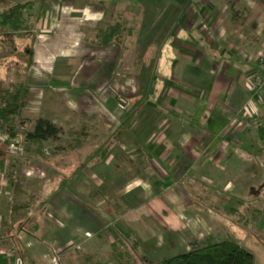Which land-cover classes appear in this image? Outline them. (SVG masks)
Wrapping results in <instances>:
<instances>
[{
    "label": "rangeland",
    "instance_id": "374dc122",
    "mask_svg": "<svg viewBox=\"0 0 264 264\" xmlns=\"http://www.w3.org/2000/svg\"><path fill=\"white\" fill-rule=\"evenodd\" d=\"M131 1L136 8L130 11L131 17L127 16L129 22L141 20L152 24L146 36L149 55L138 63L133 56L129 61L115 58L104 61L105 66L99 72L86 74L78 69L81 64L78 42L71 44L70 38L64 37L63 33L58 36L57 32L43 38L44 30L49 26L44 27L45 20L35 29L34 60L44 62L42 70L35 62L28 70L30 92L24 116L50 121L61 130L63 141H50L43 161L22 165L21 175L30 180L25 182L29 183V188L33 183L32 193L35 192L33 189L42 188L34 196L29 212L34 223H28L25 214H9L6 207L14 197L0 191V252L8 259V264H16L19 259L21 264H52L53 261L56 264H157L183 253L181 245L180 253L175 255L166 252L165 248L152 253V245L160 240L161 232L173 227L186 244L208 236L218 241L232 238L251 252L254 264H264L263 168L247 172L245 167L248 165L239 166L240 176L245 181L251 178L254 181L249 180L240 191L243 194L236 195L239 191L223 190L226 179L236 182V169L230 168L226 174L213 170L206 176L207 180L212 177V184L202 180L204 174L195 166L180 165L179 170L173 171L172 164L168 165L171 158L162 168L155 158L149 160L148 145L164 143L168 150L174 146L168 135L175 129V117L171 113L177 95L171 87L164 90V85L173 76L172 61H169L173 53L168 50L173 37V12L164 0L155 3H152L154 0H148L151 3ZM16 2L21 0H0V12ZM85 2L91 7L101 6L102 10L108 6L102 0ZM58 5L59 0H45L43 15L50 6L57 9ZM152 7H156V11L149 12ZM139 11L143 14L136 16L135 12ZM71 19L78 21L75 15ZM79 19L83 20L81 15ZM89 48L92 49L85 46V51ZM157 50H165L158 60ZM11 52L1 46L0 58ZM88 57L90 55L85 56L84 62L91 66ZM128 66L130 70L125 69ZM141 66L146 67L145 78L139 77ZM123 75L127 78H121ZM133 75L137 77L133 78ZM85 122L90 125V133L86 132L89 135L83 137L81 147L70 149L64 143L69 138L67 130ZM156 123H163L164 138L158 135ZM16 141L20 143L18 139ZM51 151L58 155L51 157ZM239 157L236 158L238 161L243 160ZM8 160L10 166L17 159L9 157ZM191 160L199 166L204 163L202 158L192 157ZM187 162L183 161L185 165ZM45 165L49 171H45ZM123 176L126 177L124 182L121 181ZM106 177H115L118 186L124 184L125 188L114 192L107 184L96 181ZM175 195L179 196L180 203ZM119 208L129 210L127 215L137 220L136 227H129L130 237L119 231ZM109 210L113 213L107 215ZM254 210H260L256 221L251 218ZM47 211L56 215L58 221L67 219L66 228L56 230L52 224L55 222H49L47 218ZM34 227L42 229L43 233L39 236L33 231ZM148 245L151 246L144 248ZM11 250L14 253L9 257Z\"/></svg>",
    "mask_w": 264,
    "mask_h": 264
},
{
    "label": "crops",
    "instance_id": "0c3cea01",
    "mask_svg": "<svg viewBox=\"0 0 264 264\" xmlns=\"http://www.w3.org/2000/svg\"><path fill=\"white\" fill-rule=\"evenodd\" d=\"M102 1L108 5L103 10L101 6L91 7L84 4L85 0H59L57 9L56 6H50L36 27L38 28L42 20H45L44 27L49 26L45 28L43 38L47 34L57 32L58 36L63 33L64 37L70 38L71 44L78 42L81 56L78 69L86 74L102 70L105 66L102 63L106 60L117 58L129 61L133 56L138 63L147 54L146 36L152 24L141 22V20L129 22L130 18L128 19L127 16L131 17L133 14L130 11L136 8L131 0ZM164 2H168L173 12L171 15L173 37L168 45V50L173 53L172 58L169 59L172 61L170 70L173 76L164 85V90L171 87L177 95L176 100L172 102L171 113L175 117V129L170 136L168 135L174 146L168 150L164 143L161 146L150 144L147 150L148 158L150 161L155 158L161 164V168L168 164L167 159L171 158L172 162L168 165L172 164L173 171L179 170L180 165L195 166L204 174L203 181L207 180L206 176L214 172L213 170L219 171L216 173L226 174L228 169H236L234 172L238 176L236 182H229L226 179L227 183L223 186V190L224 192L239 191L236 195H242L240 191L245 189L249 180L253 182L254 179L245 181L238 173L239 166L248 165L249 167H245L247 172L248 170L255 171L257 168L264 169V140L262 138L264 133L260 132L259 128L264 125V101L257 98L247 85L248 78L255 73V61L258 56L264 54V0H190L187 7L183 9L169 0H164ZM154 9L156 7H152L149 12ZM47 12L50 13L47 14ZM138 14L143 13L135 12L136 16ZM162 14L163 10L160 15ZM73 15L78 17V21L71 19ZM80 15L83 20L79 19ZM117 19L121 22V27L118 29L119 37L114 42L103 46L98 36ZM85 46L92 49L85 51ZM165 50L156 51L157 60L158 57H163ZM168 50L167 54H169ZM87 55H90L87 59L91 62V66L84 62ZM148 55L149 53L146 56ZM33 62H35L34 59ZM43 62L42 59H36L35 65L39 70H42ZM129 68V66L125 67L130 70ZM145 68L141 66L139 72L142 74L139 77H147L144 74ZM137 71L138 68L134 72ZM128 76L130 77V74ZM115 77L116 74L113 78ZM121 78L127 77L123 75ZM162 124L156 123L155 126L158 129V135L163 137L165 131L164 128L162 129ZM192 157L202 158L204 162L202 166L193 163ZM237 157L243 160L238 161ZM8 158L5 159L4 167L0 172V191H4L5 196L14 197V200L18 201H27L28 196L31 200L30 207L27 212L21 214L27 216L28 223H34L29 212L34 196L38 195V190L42 188L33 189L35 192L32 193L33 183L29 188V183L25 182H30V180L24 179L21 173L24 171L22 165L36 163L38 160L30 158L27 162L20 164V159L14 158L17 159L16 163L13 161V164L9 166ZM179 158L183 160L179 161ZM183 161H188L187 165ZM49 170L50 168L45 165V171ZM15 171H19L20 183L25 190L22 196L13 193L7 183V175ZM121 178V181H126L125 176ZM208 178L207 183L213 184L212 177ZM96 181L99 184H107L108 189H113L114 192L116 189L125 188L124 184L118 186V179L115 177L98 178ZM219 189L222 188L219 187ZM181 194L186 200L184 193L181 192ZM108 197L110 195L106 196ZM175 198L179 203L181 202L179 196L175 195ZM59 204L63 203L59 202ZM59 210L62 212L60 207ZM119 211L121 213L118 217L121 223L120 231L130 237L129 227H136L137 220L132 215H127L130 213L129 210L119 208ZM45 213L49 222L52 220L56 223H52L56 230L66 228L67 219L59 218L61 220L58 221V217L54 215V218L50 211ZM112 213L109 210L107 215ZM5 223L6 220L3 224ZM175 230L173 227H168L166 231H162L160 240L152 245V253H158L159 250L165 248L166 252L175 255L180 253V245L184 247L183 253L188 252L189 244L181 240L178 230L176 232ZM33 231L39 233V236L41 232L43 233L42 229L36 227ZM150 246H144V248Z\"/></svg>",
    "mask_w": 264,
    "mask_h": 264
},
{
    "label": "trees",
    "instance_id": "16d2710c",
    "mask_svg": "<svg viewBox=\"0 0 264 264\" xmlns=\"http://www.w3.org/2000/svg\"><path fill=\"white\" fill-rule=\"evenodd\" d=\"M181 9L187 7L190 0H169ZM45 8V0H21L11 4L0 12V47L6 46L10 54L0 58V135L7 137L5 143H0V172L5 159L9 156L20 159V164L27 159L44 160L46 146L50 141L61 142V130L50 121L38 118L35 120L24 116L27 107L30 86L27 81V73L34 59V44L36 41L35 29L42 18ZM121 22L114 21L98 37L103 46L114 42L118 35ZM8 86L4 87L3 84ZM260 132L264 133V126H260ZM89 123H82L79 127H71L67 130L69 136L64 143L70 149L79 148L83 137L89 135ZM89 133H86V132ZM264 140V137H262ZM18 139L23 148L22 157L10 156L7 145L11 140ZM73 143L74 146L71 145ZM58 152L51 151V157ZM50 156V155H49ZM19 171L7 175V183L13 193L24 195L25 190L21 186ZM13 200L7 206L8 213H25L30 207L31 200ZM260 210H254L251 218L256 221ZM120 231V230H119ZM123 236L127 234L120 231ZM189 251L162 260L157 264H254V257L249 250L239 245L232 238L215 240L209 236L202 241H190ZM4 254H0V264H8Z\"/></svg>",
    "mask_w": 264,
    "mask_h": 264
},
{
    "label": "built area",
    "instance_id": "2783aa9c",
    "mask_svg": "<svg viewBox=\"0 0 264 264\" xmlns=\"http://www.w3.org/2000/svg\"><path fill=\"white\" fill-rule=\"evenodd\" d=\"M256 63L255 73L248 78L247 85L252 93L259 98L262 102L264 101V54L258 56ZM264 126V125H263ZM7 141V137L4 135H0V142L5 143ZM7 152L10 156L13 157H22L24 155L23 148L21 144L16 140H11L7 145ZM87 237H90L89 233H86ZM14 251L11 250L9 253V257L13 256ZM3 254V252H0ZM16 264H21L20 259ZM52 264H56L53 261Z\"/></svg>",
    "mask_w": 264,
    "mask_h": 264
}]
</instances>
